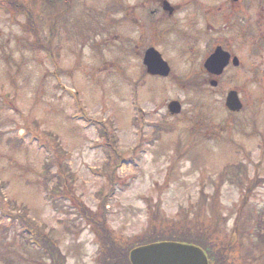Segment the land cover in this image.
Instances as JSON below:
<instances>
[{
    "label": "rangeland",
    "instance_id": "rangeland-1",
    "mask_svg": "<svg viewBox=\"0 0 264 264\" xmlns=\"http://www.w3.org/2000/svg\"><path fill=\"white\" fill-rule=\"evenodd\" d=\"M7 1L0 2V264H52L36 234L57 247L66 264H98V231L79 203L97 211L95 217L105 216L106 227L122 246L133 245L154 225L215 224L213 215L220 217L222 233L215 241L231 242L244 193L221 176L235 174L233 167L240 163L246 167L243 181L259 179L251 185L250 208L244 213L255 218L264 212V69L257 70L264 52L253 53L252 61L249 57V47L253 51L258 44L252 41L251 46L250 32L258 40L264 26V0H239L236 28L221 27L227 33L223 36L206 29L200 47L194 39L183 46L175 36L158 38L152 44L172 67L165 80L146 75L139 49L129 55L120 50L130 38L128 50L137 44L138 34L134 23H119V0H77L73 25L70 18L54 20L43 0H16L31 12L29 17L23 10L14 13ZM122 1L135 6L143 0ZM168 1L183 13L166 24L184 27L188 18L204 19L209 13L218 28L232 0ZM215 1L220 4L214 6ZM251 4L253 11L245 14ZM105 8L111 13L104 14ZM230 38H235V53L254 72L231 67L217 89L208 81L201 88L209 78L202 71L205 55L215 43L230 46L225 41ZM141 42L150 45L146 37ZM232 89L244 102L239 114L225 107ZM173 100L182 103L181 115L169 113ZM103 128L119 155L100 139ZM60 180L78 200L52 195ZM211 198L219 199L215 207ZM252 227H242L238 239L245 248L233 253L236 264L250 262L245 257L256 242Z\"/></svg>",
    "mask_w": 264,
    "mask_h": 264
},
{
    "label": "trees",
    "instance_id": "trees-1",
    "mask_svg": "<svg viewBox=\"0 0 264 264\" xmlns=\"http://www.w3.org/2000/svg\"><path fill=\"white\" fill-rule=\"evenodd\" d=\"M105 135L108 138V140H112V136L105 131ZM115 142L112 144L114 145ZM113 147V146H112ZM114 148V147H113ZM61 164V162H60ZM241 165L237 166L235 165L233 167V171H236L235 174L230 175L226 172H224L221 176L222 179L230 180L233 184H236V186L244 193L243 198L241 199V206L239 210L237 211V216L234 224L236 225V231H234L235 234L241 235L243 234V229L245 225L253 226L252 229L254 231V236L256 242L249 248V252L252 255L250 258L249 264H256L260 259L264 262V212H259L256 217L254 218L253 215L245 214L247 208H250L248 206L249 199L248 194L251 193V185L253 182H256V184L259 182V179H255L252 181H249L248 179L246 181L242 180V177H247L246 175V167L243 163H240ZM224 174H226L224 176ZM264 182V180H263ZM56 188L52 191V194H56V196L62 195L66 196L73 195L70 191H64L61 183L57 184ZM74 201L78 200L75 197ZM212 200V206L215 207L216 204H218L219 199L218 198H211ZM207 201V200H206ZM80 208H82L83 215L86 216V218L96 226V229L99 231L102 241V253L101 258L98 263L100 264H124L125 262V255L123 254V251L125 250L123 246L118 244V239L114 238V236L111 234V232L106 227V222L103 221L104 217L102 215V218H99L98 216H93L90 213H88L79 203ZM248 215V216H246ZM214 217V223L215 224H203L201 226L191 224L188 221H181V222H174L170 223L167 222L168 226L166 227H160L158 225H154L150 232L143 234L142 236L134 239L137 243H149V242H157L162 240H183V241H189V242H196L200 244L201 246H205L210 248L214 252L215 260L217 264H235L231 253L234 252V248L237 246V243L240 242L238 239H233L231 242L228 243V245L224 244L222 241L217 242L215 241L216 238L221 234L220 231V224L218 218H220L218 215H213ZM157 218V216H154V221ZM242 218H244L242 220ZM262 219V221H261ZM184 220H187L185 218ZM103 221V223H102ZM248 221V222H247ZM250 221V222H249ZM197 228V229H194ZM203 228V229H201ZM217 229V230H216ZM251 229V228H250ZM36 241H39L41 245L45 246L46 248V255L50 256V260L52 264H66L65 259L63 258V255L61 251L53 246L50 245L49 240H41L37 234H36ZM117 243V244H115ZM227 243V242H226ZM132 247H130L131 249ZM240 248V247H238ZM127 249V250H130ZM234 249V250H233ZM258 250H262L261 254ZM258 252V257H255V253Z\"/></svg>",
    "mask_w": 264,
    "mask_h": 264
},
{
    "label": "flooded vegetation",
    "instance_id": "flooded-vegetation-1",
    "mask_svg": "<svg viewBox=\"0 0 264 264\" xmlns=\"http://www.w3.org/2000/svg\"><path fill=\"white\" fill-rule=\"evenodd\" d=\"M220 4V2L214 3V6ZM214 6H212L211 8H213ZM174 10L168 11L165 9L164 4L162 2V0H144L142 1L137 7H135L133 9L132 12H129L128 15L130 16L131 13H133V20L137 26V42L139 43V45L137 46V48L141 49L140 51L142 52V50H144L145 48H147V46L142 45L141 40L144 39L145 37L148 38L150 45L149 47H158L155 44L157 42L158 38H164L165 36H167L169 33L173 34V36L178 37V41L181 43V45L185 46L189 41V39H194L196 40L195 43L197 44L198 47H200L204 41V39L202 38V35L205 33V30L207 29V33H216L219 31V27L217 28L216 25L214 23H212L214 20V18L211 17H207L206 22L204 21L203 18L200 17H196L195 18H188V21L186 23H184V27L180 25V27L177 25L178 22H172V23H168L166 24V22L168 21V19H170L171 21L177 16V19H179L180 14L183 13V10L180 6L178 5H173ZM235 4H231L230 6L227 7V12L228 15L225 16L223 15L222 17L225 19L224 21H228L229 24L224 25V27H226L227 29L232 26V28H235V24H236V14H235ZM249 7L245 8V14L246 11H250ZM217 11V8L215 9ZM193 15L195 16L196 14L192 11ZM212 13V12H211ZM209 14V13H208ZM158 17H160V20L165 19V23L162 24L161 22H158ZM228 17H231V20H228ZM149 24L148 27L145 26V24ZM193 24H195L196 26H193ZM249 31V30H248ZM198 32H200V36H196L195 34H197ZM220 33V32H219ZM149 34L150 36H145ZM264 34V33H263ZM223 35H227V34H221L220 36ZM252 34H250L249 38L251 37ZM262 39L264 40V36H262ZM230 40V46L227 44H219V43H215L213 45V47L211 48L210 52H208L209 54L211 52H213V50H215L217 47H222L225 51L229 52L232 56H238V54L235 53V51L233 50V44H234V40L235 38H230V39H226L225 41H229ZM253 35L251 37V46H253ZM249 45V44H248ZM126 45L125 43H123V50H126ZM193 46L189 47V51L190 50H194V48H192ZM249 57L250 60L252 61L253 59V51L251 49V47H249ZM260 52H264V45L259 47ZM162 51V50H161ZM252 52V53H251ZM140 54V53H139ZM208 54V55H209ZM207 57V54L205 55V58ZM204 58V61H205ZM202 59V58H201ZM248 59V58H247ZM204 63V62H203ZM203 63H202V71H204L203 68ZM253 66H248V69L252 70ZM209 78H206L207 82Z\"/></svg>",
    "mask_w": 264,
    "mask_h": 264
},
{
    "label": "water",
    "instance_id": "water-1",
    "mask_svg": "<svg viewBox=\"0 0 264 264\" xmlns=\"http://www.w3.org/2000/svg\"><path fill=\"white\" fill-rule=\"evenodd\" d=\"M228 58L220 51L216 52L208 69L212 73L220 74ZM144 63L151 75L168 76L170 68L163 61L161 55L155 50L150 49L145 56ZM223 64V65H221ZM213 86L216 83H212ZM227 107L231 111H239L242 108L236 93L231 92L227 98ZM169 109L173 114L181 111L178 102H172ZM132 264H207L204 252L192 245H184L173 242H163L150 244L134 249L130 254Z\"/></svg>",
    "mask_w": 264,
    "mask_h": 264
},
{
    "label": "bare ground",
    "instance_id": "bare-ground-1",
    "mask_svg": "<svg viewBox=\"0 0 264 264\" xmlns=\"http://www.w3.org/2000/svg\"><path fill=\"white\" fill-rule=\"evenodd\" d=\"M218 240H219V242L221 241V239H220V238H218Z\"/></svg>",
    "mask_w": 264,
    "mask_h": 264
}]
</instances>
